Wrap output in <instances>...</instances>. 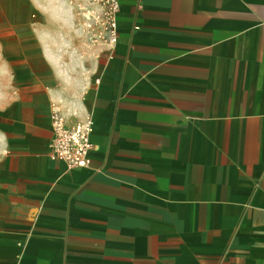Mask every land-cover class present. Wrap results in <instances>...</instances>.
<instances>
[{
	"label": "crops",
	"instance_id": "obj_1",
	"mask_svg": "<svg viewBox=\"0 0 264 264\" xmlns=\"http://www.w3.org/2000/svg\"><path fill=\"white\" fill-rule=\"evenodd\" d=\"M119 1L85 74L0 106V264H264V0ZM55 107L89 166L50 157Z\"/></svg>",
	"mask_w": 264,
	"mask_h": 264
},
{
	"label": "rangeland",
	"instance_id": "obj_2",
	"mask_svg": "<svg viewBox=\"0 0 264 264\" xmlns=\"http://www.w3.org/2000/svg\"><path fill=\"white\" fill-rule=\"evenodd\" d=\"M104 14L101 0H0V106L36 83L51 59L57 80L85 74L107 46Z\"/></svg>",
	"mask_w": 264,
	"mask_h": 264
},
{
	"label": "built area",
	"instance_id": "obj_3",
	"mask_svg": "<svg viewBox=\"0 0 264 264\" xmlns=\"http://www.w3.org/2000/svg\"><path fill=\"white\" fill-rule=\"evenodd\" d=\"M105 7V26L103 39L107 46L113 47L118 40L119 0H101ZM53 139L50 144V157L67 163L71 168L87 167L91 163L93 149L92 133L94 121L91 116L68 124L66 116L55 107L52 112Z\"/></svg>",
	"mask_w": 264,
	"mask_h": 264
}]
</instances>
